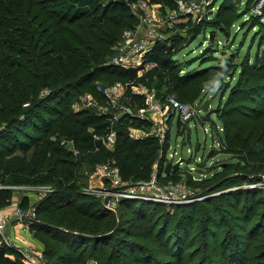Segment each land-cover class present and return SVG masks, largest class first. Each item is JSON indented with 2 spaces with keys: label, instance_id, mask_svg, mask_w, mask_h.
I'll return each mask as SVG.
<instances>
[{
  "label": "trees",
  "instance_id": "trees-1",
  "mask_svg": "<svg viewBox=\"0 0 264 264\" xmlns=\"http://www.w3.org/2000/svg\"><path fill=\"white\" fill-rule=\"evenodd\" d=\"M137 1L0 0V186L5 187L0 189V209L12 205L17 195L7 187H51L52 192L45 194L35 206H30L27 195L22 196L20 204L23 210L36 208L37 219L31 225V232L44 246L42 252L47 264H193L201 253L203 258L196 264H209V256L202 248H195L184 260L196 238L187 244L188 239L181 242V236L175 235L176 227L172 233L168 232L167 215L160 227L158 221L163 216L156 217L160 204L144 207L140 201H123L112 213L104 208L101 199L84 194L88 173L94 171L98 163L114 162L125 180L147 182L158 161V142L130 140L125 121L116 125L115 148L108 151L94 138L109 132L108 117L99 116L95 109L76 111L73 108V103L85 93L94 94L102 102L95 91L97 83L109 85L135 80V71L109 62L123 32L134 25L130 5ZM150 1L177 7L174 0ZM238 8L239 0H222L219 6L220 12L227 9L238 12ZM245 14L250 16V25L259 21L251 8ZM215 19L212 16L209 21L205 20L194 39L206 31L210 35L218 32L214 28ZM181 27L184 28V24ZM181 41L182 38H177L170 44L155 46L148 58L156 61L158 68L140 80L147 90L155 89L159 96L176 93L180 91V84L196 78L204 68L212 67L210 62L216 57L214 50L219 47L209 42L200 54L201 61L207 59V63L187 69L182 75L176 59L183 49ZM184 64L187 68L190 62ZM247 64L246 68L264 75V49H258L254 60ZM259 87L254 93L262 97L264 84ZM163 88L166 90L161 91ZM234 101L232 98L229 105ZM242 105L219 112L224 136L221 140L225 146L220 152L238 159L235 171L243 169L244 172L241 176L219 180L210 189L219 188L232 179L264 183V105L251 110V114L244 112ZM42 111L49 114L45 116ZM28 126L35 131L34 136L29 134ZM63 139L73 140L80 152L78 157L61 145ZM179 175L174 172L164 181L177 182ZM262 191L237 189L222 197L241 195L245 205L251 193L259 195ZM135 203L139 204L137 209H134ZM203 203L212 209L214 216L220 211L211 208L209 201ZM187 205L179 208H187ZM261 215L262 220L258 219L249 228L244 240L246 245L241 246L239 242L234 249H227L225 257L221 255L217 263L244 264L251 238L264 228V212ZM180 219L183 217H179L177 223ZM195 222L187 223L191 231ZM225 225L228 230L234 227L233 223ZM157 241L163 246L155 247ZM223 241L220 245L215 242L212 250L218 252L223 248ZM259 244L264 245V236ZM7 252H11L10 249L0 245V264H20L18 258L12 260L5 256ZM160 257L170 260L162 262L158 260ZM249 264H264V254Z\"/></svg>",
  "mask_w": 264,
  "mask_h": 264
},
{
  "label": "rangeland",
  "instance_id": "rangeland-1",
  "mask_svg": "<svg viewBox=\"0 0 264 264\" xmlns=\"http://www.w3.org/2000/svg\"><path fill=\"white\" fill-rule=\"evenodd\" d=\"M183 1L185 4H189L193 1L200 2L205 9L202 17L195 15L187 17L185 12L179 11L177 7L154 4L151 1H146V6L142 8H144L145 17L148 16L151 19L150 23L155 27L158 34L163 36L165 43L170 44L174 39L182 38L181 44L183 49L176 55L178 64L181 66L180 69L182 71H180V73L182 75L187 69L193 70L198 68L199 65L207 63V59L201 61L200 54L208 47L209 42H211V44H217L219 47V49L214 50L215 53H213V56L216 57L214 61L210 62V66L212 67L204 68L197 73L196 78L194 77L191 81L180 84L178 89L180 91L178 92H181V97L177 91V94L175 92L170 93L177 98L187 101L196 100L195 102L201 105L203 110L208 106L207 112L202 114V118L199 119V121H193L190 123L189 127L185 126V130L179 134V136L183 135L184 139L187 138L186 141H184L182 137L176 138L177 128H174L172 133V150L170 151V153L177 151L178 158L184 159L188 163L192 162L191 158L194 159V157H191L190 153L192 150L197 153V157L204 156L207 161V166H204L203 171L194 175L196 181L184 171L183 175H179L181 177L177 182L183 180V183L186 184L185 188L191 191L190 195H202L205 198L200 201L189 203V205L185 204L188 206L187 208H179L181 205H178V208H176L175 206L160 204V206L157 207L158 213L156 217L163 216L158 221V225L161 227L162 221L164 220L163 218L167 215L169 217L166 226L167 231L172 233L173 228L176 227L178 231L175 235L181 236V242L188 239V244L190 240L194 237L196 238L194 247L186 252L184 260L189 258V254L195 248H202L201 250H206V255L209 256V264H219L217 263L218 258H220L221 255L225 257L228 252L227 249H234L239 242L241 246L246 245L244 240L247 239L249 228L255 224L258 219L262 220L261 214L264 212V183H250L248 181L242 182L232 179V181H228L219 188L210 189V187L214 186L213 184H216L219 180H226L228 176H241L244 172L243 169L235 171L236 168H238L236 167L239 164L238 159H235L233 155L222 153L220 152L221 150H219L220 139L215 131L216 127L223 129L219 112L221 110L225 111L227 108L235 105L243 104L242 110L251 114V110H258L264 105V93L262 92V97L259 93H254V90L257 92L260 90V84H264V75L253 72L245 66L248 65L247 63L254 60L258 49H264V0H239L238 12L231 11L230 9L220 12L219 6L222 0ZM248 8H251L253 12L258 15L259 21H257L255 25L249 24L250 16L245 14ZM174 12L178 13L177 22L170 23L167 21V18L169 14ZM212 16L216 17V27L214 28H216L218 32H214L210 35L209 31H206L194 39L197 32H199L198 28L201 27L200 25H202L205 20L209 21ZM138 20L140 21V15L139 18L135 17L133 26L139 23ZM189 22L191 23L189 24ZM182 24H184V28L181 27ZM226 57L228 58L227 61L225 60ZM185 62H190L187 68L185 67ZM242 67H245L243 71ZM174 75H177L176 72H174ZM241 80L242 82L240 84L239 82ZM256 86L259 87L257 90L255 89ZM164 90H166V88H163L161 91ZM169 90L172 89L169 88ZM148 91L157 93L155 89H149ZM232 98H234L236 102L234 101V103L229 105ZM80 104V98L73 103L76 107H79ZM41 114L47 116L49 113L42 111ZM204 118L208 120L206 121ZM27 130L29 134L33 136L36 134L29 126ZM221 138L224 139L223 132L221 133ZM22 140L28 142L24 137H22ZM186 142L188 143L187 145ZM198 144H201L199 151L197 148ZM213 147L216 150L213 149ZM183 167L184 166H182V168ZM88 175V186L91 184H101L98 179H95L93 170L88 173ZM237 189H261L263 193L259 195L251 193L245 205H243L245 199L241 197V195L233 194L225 196L224 198L222 197L225 194L237 191ZM13 190L17 194L15 201L27 195L30 200V206H35L45 196L42 190L33 186L26 187V189ZM107 200L108 199H105L104 202L106 203ZM203 201H209L213 209H220L218 214L214 216L211 213L212 209L206 207ZM142 203L144 207H147L145 204H154L150 202ZM135 204L136 207L134 209H137L139 204ZM240 206H243L242 212L239 210V208H241ZM248 210H250V212ZM179 217H183V219H180L179 223H177ZM193 220H196V222L193 231H191L187 223H193ZM7 222L9 223L7 235H9L11 239L21 237L22 234L16 228L17 220H15V216H8ZM231 223H233L234 227L228 230L229 227L225 224L230 226ZM189 235L191 237H189ZM235 236L236 238L234 239L233 237ZM263 236L264 228L259 229L251 238L244 264H249L253 259L263 256L264 245L259 244ZM27 239L32 249L42 252L44 246L35 238L34 232H31L30 236L27 235ZM223 240H225V242ZM222 241L225 243L223 244L224 247L220 248L218 252H214L212 247L215 242L220 245ZM160 246H163L162 243L157 241L155 247L158 248ZM202 258L203 256L201 253L194 260L193 264L198 263ZM158 260L163 262L170 260V258L160 257Z\"/></svg>",
  "mask_w": 264,
  "mask_h": 264
},
{
  "label": "built area",
  "instance_id": "built-area-1",
  "mask_svg": "<svg viewBox=\"0 0 264 264\" xmlns=\"http://www.w3.org/2000/svg\"><path fill=\"white\" fill-rule=\"evenodd\" d=\"M146 1L150 2L149 0H138L130 5L132 15L136 18H139L140 15V21L138 20L137 25L123 32L122 39L116 45L114 56L109 62V64L124 70L135 71V80L115 82L109 85L97 83L95 91L102 97V102L94 94L85 93L80 97V106L73 105L76 111L95 109L99 116L105 115L108 117L110 122L109 132L103 137L97 135L94 137L108 151H113L115 148L117 140L116 125L121 121L128 123L127 130L130 140L145 141L154 139L160 146L158 161L153 165L151 178L147 182L125 180L114 162L95 165L93 175L101 184L89 185L84 189V194L102 199L101 202L104 208L112 213L118 210L123 201L178 206L205 198L202 195H190L191 191L185 188L186 184L183 183V180L179 182L168 181L169 184L164 181L166 177L174 173L172 170L169 174L165 173L167 165L184 160L178 158L177 151L170 153L174 128H177L176 138L182 137L184 139V136H179V134L185 130V126L189 127L193 121H199L205 110L197 102H183L170 93L159 96L154 91H148L145 85L140 82L147 73L158 68V63L148 57L153 53L156 45L165 43L163 36H160L150 23L151 19L148 16L145 17L144 8L142 7L146 6ZM174 1L177 9L185 12L187 17L192 15L202 17L205 12L204 6L200 2L193 1L185 4L183 0ZM177 16V12L171 13L167 21L175 23L178 19ZM139 97L141 98L138 99ZM215 131L220 139L219 150H224L225 146L221 140L223 129L216 127ZM186 140L187 138L184 139V141ZM61 145L67 147L75 157L80 155L73 140L63 139ZM213 149L215 148L213 147ZM190 153L191 157H194V159L191 158L193 163L184 160L176 172L183 175L186 171L196 181L194 175L203 171L204 166H207V161L204 156L197 157L194 150ZM182 166L184 167L182 168ZM3 188L5 187L0 186V189ZM7 188L26 189V187ZM37 189L42 190L45 194L52 192L51 187L48 186H40ZM105 199H108L106 203L104 202ZM21 202L22 199L18 198L17 201H14L12 205L5 209L13 210V215L17 220L16 227L22 236L11 239L7 235L8 216L2 214L4 209H0V245L8 247L11 251L7 252L5 256L12 260L18 258L20 264H47L43 252L32 249L27 239V235H31V225L37 219L36 208L30 207L23 210L20 207ZM92 264L97 263L93 262Z\"/></svg>",
  "mask_w": 264,
  "mask_h": 264
},
{
  "label": "water",
  "instance_id": "water-1",
  "mask_svg": "<svg viewBox=\"0 0 264 264\" xmlns=\"http://www.w3.org/2000/svg\"><path fill=\"white\" fill-rule=\"evenodd\" d=\"M207 110H208V106H206V108H205V112H207ZM204 120H206V118H205ZM200 147H201V144H198V146H197L198 151L200 150ZM183 161H184V160H181L180 162H177L176 164H171V163H169V164L167 165L166 169H165V173H166V174H169V173L171 172V170H172L173 172H176V171L179 169L180 164L183 163Z\"/></svg>",
  "mask_w": 264,
  "mask_h": 264
},
{
  "label": "crops",
  "instance_id": "crops-1",
  "mask_svg": "<svg viewBox=\"0 0 264 264\" xmlns=\"http://www.w3.org/2000/svg\"><path fill=\"white\" fill-rule=\"evenodd\" d=\"M10 213V214H9ZM2 214H6V215H8V216H10V217H13V210L12 209H4L3 211H2ZM16 220V219H15ZM17 228V227H16ZM16 228H14V229H16ZM18 229V228H17Z\"/></svg>",
  "mask_w": 264,
  "mask_h": 264
}]
</instances>
